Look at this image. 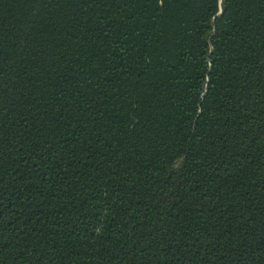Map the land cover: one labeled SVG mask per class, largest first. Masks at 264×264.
Instances as JSON below:
<instances>
[{
  "label": "trees",
  "instance_id": "trees-1",
  "mask_svg": "<svg viewBox=\"0 0 264 264\" xmlns=\"http://www.w3.org/2000/svg\"><path fill=\"white\" fill-rule=\"evenodd\" d=\"M0 264H264V0H0Z\"/></svg>",
  "mask_w": 264,
  "mask_h": 264
}]
</instances>
